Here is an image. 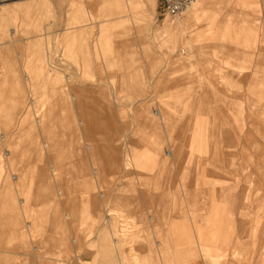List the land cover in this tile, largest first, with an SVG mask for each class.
Instances as JSON below:
<instances>
[{
	"label": "rangeland",
	"instance_id": "374dc122",
	"mask_svg": "<svg viewBox=\"0 0 264 264\" xmlns=\"http://www.w3.org/2000/svg\"><path fill=\"white\" fill-rule=\"evenodd\" d=\"M21 1L0 0V50L7 40L16 58L25 57L18 66L0 59V87L8 91L0 130L12 120L11 134L0 138V205L4 198L20 207L24 199L28 209L40 200L34 193L45 192L38 213L66 222L67 212L73 229L50 239L67 254L35 251L41 234L31 230L32 241L0 243V264H264V0H196L197 17L173 21L161 16V0H49L51 16L48 6H18L33 9L26 17L12 11ZM68 9L86 13L77 49L81 57L92 52L94 70L86 60L83 67L96 76L92 87L87 77L75 80L92 101L85 104H94V149L83 148L74 110L53 96L48 131L58 143L51 160L59 175L43 178L37 172L48 166H38L40 155L20 130L24 93L9 71L31 72L48 51L64 72L78 71L60 42ZM108 26L112 37L100 38ZM46 37L49 45H35ZM8 149L16 151L19 178H10ZM99 190L107 197L97 211ZM118 197L126 212L116 211ZM20 244L23 258L13 255Z\"/></svg>",
	"mask_w": 264,
	"mask_h": 264
},
{
	"label": "crops",
	"instance_id": "0c3cea01",
	"mask_svg": "<svg viewBox=\"0 0 264 264\" xmlns=\"http://www.w3.org/2000/svg\"><path fill=\"white\" fill-rule=\"evenodd\" d=\"M134 2V0H132ZM118 3V2H117ZM204 3V0L202 1ZM201 3V4H202ZM76 4V3H75ZM74 3L70 2L69 5H75ZM36 5H44L48 6L50 8L46 9V16H51L53 14V10L51 7V3L49 0H24L21 2H16L13 5L12 11L19 10V14H23L26 16H30V14L33 12V9H21L18 6H36ZM118 6V4H117ZM119 10H121L119 8ZM37 12H40L41 9L36 10ZM74 11V10H70ZM76 15L73 16L72 14H69L68 9V27L66 28L65 34L60 38V42L63 45L62 53L63 56H65L67 59L73 61L76 64V69L78 70L76 73L74 72H64L59 67L55 66L52 63V56H50L51 51H48L45 53V55H41L39 58L36 59V66L34 70L31 72H24L22 74L19 73L18 69L12 68L9 71V74H12L17 82V87L19 88V91H22L24 93V96L22 98L21 107H24V113L23 118L20 123V130L23 133H26L29 135V142L28 146L30 149L36 150L40 155V161L41 164L38 166H48V169H39L37 174L40 177H56L58 176L59 168L53 166V162L51 160L52 158V152L54 149L58 147V143L55 141V139L49 135L48 126L51 122V115L47 112V108H49L48 103L51 100L53 96H58L61 100L66 102L75 112L76 117V127L80 134L79 141L84 146L87 145L89 148V152L93 151L94 146L92 145L93 140L95 139L96 134V127H95V114H94V104L88 105L85 104L87 101L88 103H91L92 101L87 97V100L83 97V88L79 87V82L75 80L76 74H79L83 77H87V82L89 83V87L94 86L95 81V74H87L84 71L83 63L86 60L87 63V70H91L92 68L91 64L93 61V58L91 57L92 52L90 50H86L85 54L87 56L81 57V50L77 49V44L79 41V35L77 32V23L82 20L86 16L85 9H76ZM18 14V15H19ZM199 14H196L194 17H197ZM76 17V18H75ZM192 17V18H194ZM191 18V17H190ZM76 21V25H70V21ZM11 31V30H10ZM111 29L110 27H104L102 29V33L100 35L101 37H108L111 38ZM0 38H4V34L0 33ZM100 38L97 42L98 50H100ZM8 41L6 40L4 42L3 48L0 50V59L5 60L4 62H8L10 65L15 66L18 64H22L24 62L25 57H22V54L17 53V58L13 55L10 48L7 45ZM50 44V37H46L43 39H38L35 42V45L38 47H43L44 45ZM7 50V53H4L5 50ZM10 51V52H9ZM82 58V60H80ZM27 61V60H26ZM28 62H31L30 58L28 59ZM80 63V65H79ZM115 60H111L109 65L114 66ZM4 68V65H3ZM1 84V83H0ZM5 84V81L4 83ZM1 86V85H0ZM41 86L39 90H37L34 93V90H32V87ZM74 87L76 88V93H74ZM17 90H12L13 94H16ZM8 91L6 89H1L0 87V111L5 110L7 106L1 101L8 98L6 96ZM86 102V103H87ZM13 106H16L13 105ZM12 122V120H11ZM11 122H7L4 124V127L2 130H0V138L5 139V134H11L10 133V126ZM91 143V144H89ZM42 145V148L40 146ZM81 145V146H82ZM43 150V152H42ZM159 153V149L156 148V154ZM6 158L8 160V164L10 165L11 169V176L10 178H19L18 175L14 174L13 164L14 160L16 158V151L13 149L5 150ZM43 155V156H42ZM13 169V170H12ZM25 171V172H24ZM19 176L26 175L27 171L24 170ZM93 176L98 177L99 175V169L93 168ZM84 174V173H83ZM1 176V175H0ZM5 177V176H4ZM10 179H7L5 177V182H10ZM15 181L18 182V179H15ZM9 187L11 183L8 184ZM14 185V183H13ZM4 191V190H3ZM0 190V193L4 195V192ZM100 191V190H99ZM58 197L61 198V196L66 195V191L60 192L59 189H57ZM99 196L93 195V198H101V201L98 202L97 200H94L97 202V205L94 207L95 210L100 211V204H105L102 201V198H106V193H103L102 191L98 192ZM34 198H39L40 200L37 202L35 200L31 201L30 208L26 209L23 208L26 204V201L20 200V205L23 207H18L17 203L16 205H5L4 198L2 201V205H0V243H3L7 240L13 239V238H19L23 240L22 238L28 235V237H31L32 241V234L31 230H35L36 233L39 232L40 241L39 246H34L35 251H40L41 254H51L53 252L57 253H63L67 254L69 251L67 249V246L63 247L61 244H52L50 243V239L53 236L59 237L60 234L56 233L55 230L58 231V229L66 230L67 232L73 227L72 224H70L69 213H64V217H66V222H60L57 221L56 218H54L53 215L47 216V215H40L38 212H42L44 209V204L48 203L47 200L49 199L47 194L44 192H39L38 196L35 197V193L33 195ZM112 198V197H109ZM45 201H44V200ZM49 201V200H48ZM113 200H109L108 206L110 210H112ZM123 202L122 198L118 197V203L115 207L120 208V211L116 210L117 212H126L125 209L121 208V203ZM100 203V204H99ZM34 204V205H33ZM66 204V203H64ZM64 204H61L62 208H64ZM46 205V204H45ZM71 206L73 207V203H71ZM78 206V205H77ZM94 206V205H93ZM92 206V207H93ZM67 208L70 207V203L67 202ZM114 207V206H113ZM96 211V212H97ZM33 212L36 214L33 216ZM37 214L39 216H37ZM96 215V213H94ZM99 215V214H98ZM27 216L33 217V220L28 219ZM97 217V216H96ZM112 225V224H111ZM111 225H109V228H112ZM113 226V225H112ZM73 229V228H72ZM98 229H101V233H99V239L105 238L104 231L106 230L104 227L101 226V224L98 226ZM116 230V229H115ZM26 231V233L24 232ZM59 234V235H58ZM27 245L20 244L16 252L13 253V255L18 256L19 258L25 257L27 255ZM6 253V251H4Z\"/></svg>",
	"mask_w": 264,
	"mask_h": 264
},
{
	"label": "built area",
	"instance_id": "2783aa9c",
	"mask_svg": "<svg viewBox=\"0 0 264 264\" xmlns=\"http://www.w3.org/2000/svg\"><path fill=\"white\" fill-rule=\"evenodd\" d=\"M194 0H161V16L164 20L179 18Z\"/></svg>",
	"mask_w": 264,
	"mask_h": 264
},
{
	"label": "bare ground",
	"instance_id": "6f19581e",
	"mask_svg": "<svg viewBox=\"0 0 264 264\" xmlns=\"http://www.w3.org/2000/svg\"><path fill=\"white\" fill-rule=\"evenodd\" d=\"M196 0H194L193 2H192V4L186 9V11L184 12V13H187V15H190V14H192V15H196L197 14V7H198V4H197V2H195ZM183 13V14H184Z\"/></svg>",
	"mask_w": 264,
	"mask_h": 264
}]
</instances>
